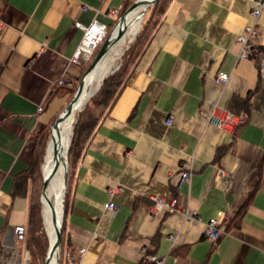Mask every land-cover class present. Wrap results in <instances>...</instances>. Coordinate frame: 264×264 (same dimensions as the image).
Instances as JSON below:
<instances>
[{"label":"crops","instance_id":"1","mask_svg":"<svg viewBox=\"0 0 264 264\" xmlns=\"http://www.w3.org/2000/svg\"><path fill=\"white\" fill-rule=\"evenodd\" d=\"M123 3L0 0V264L29 261L15 227L28 226L37 137L67 106L59 80L75 82L85 72L82 59L73 60L84 36L76 22L110 25L117 16L109 10ZM254 5L170 1L74 167L61 264H68L63 252L80 248L77 264H152L149 255L164 264H264V8L250 37L259 59L241 56L238 39L254 21ZM219 71L227 82H216ZM213 106L237 110L239 122L230 130L209 124L203 111ZM184 162L192 174L179 185ZM157 197H175L181 209L156 207ZM107 202L116 208L105 209ZM186 209L199 220H188ZM218 212L223 234L213 244L204 230Z\"/></svg>","mask_w":264,"mask_h":264},{"label":"trees","instance_id":"2","mask_svg":"<svg viewBox=\"0 0 264 264\" xmlns=\"http://www.w3.org/2000/svg\"><path fill=\"white\" fill-rule=\"evenodd\" d=\"M134 1L135 0H124L123 6L119 10V14L115 18L114 22L108 25L106 37L112 32L119 17L130 7ZM170 1L171 0H158L155 4L149 7L147 17L141 28L122 54V63L120 67L103 78L99 89L77 111L76 118L73 123L70 147L68 149V178L67 184L65 186L66 194L64 195L65 198L63 203V208L65 211L73 179L72 177L74 174V167L83 154L85 148L88 146L102 119L108 114L111 107L114 105L117 97L127 83L137 61L151 43L156 32L161 26L163 17L167 11ZM106 37L103 39V41L106 39ZM101 44L98 46L97 50ZM259 52L260 51L258 50L255 54L258 59L261 56L259 55ZM84 68L85 66L83 65V69ZM85 70L86 69H84V71ZM78 81H80V79ZM77 87L78 84H71L67 86H61L59 88L60 92L66 95V104H68L72 99ZM252 95L253 90H250L247 96L243 98L242 106L245 108V110H248ZM229 110L234 114H237V110L232 109V107ZM55 119L52 121V124L55 122ZM50 125L51 124L41 131L37 137L36 146L34 149V159L29 169L34 181V185L31 194L28 226L26 230V247L29 252L28 264H45V259L49 249V238L43 219L41 189L43 186L42 165L45 161L47 146L49 139L51 138ZM24 184V177L17 178V192L22 191ZM63 241L62 233L61 246H63ZM146 262V264H150L148 261ZM59 264H61V262H59Z\"/></svg>","mask_w":264,"mask_h":264},{"label":"built area","instance_id":"3","mask_svg":"<svg viewBox=\"0 0 264 264\" xmlns=\"http://www.w3.org/2000/svg\"><path fill=\"white\" fill-rule=\"evenodd\" d=\"M264 8V0H255V5L251 11L254 21L252 24L245 26L244 30L238 35V39L243 43V48L241 51V56L250 58L251 60L256 61L255 54L257 53V47L253 46L250 43V37L255 35L257 31V19L260 16L262 9ZM109 14L113 16H117L119 14L118 8H112L109 10ZM76 26L81 28L84 31V36L82 42L75 54V58L73 59L75 62L78 60H88L97 47L101 44L103 39L107 35L108 25L104 21L100 19H95L89 25H84L81 22H76ZM261 66L264 67V58L260 61ZM229 79V74L225 71H219L215 80L216 82H227ZM69 80L66 78H61L59 80V84H69ZM43 106H39V110H42ZM205 118L209 124L215 125L221 129L230 130L234 128V126L239 122V118L236 114L231 112L228 109L218 108L217 106H213L211 109L203 111ZM168 124H171L172 117L168 118ZM180 181L179 185L190 180L192 171L190 169V165L187 162H184L180 165ZM156 207L165 208L168 212H176L179 211L177 199L174 197L171 200L167 201L162 197L155 198ZM105 209L114 210L116 208V204L114 202H107L104 204ZM185 216L188 220L193 222H197L199 220L198 214L192 209L184 210ZM223 215V212H218L216 216L211 217L206 223V227L204 230L205 239L209 240L213 244H216L222 234H223V225L220 222V217ZM25 232L26 228L24 225H17L15 227V235L18 241L25 240ZM86 249L80 248L77 251L66 250L63 252L64 256L68 260V264H77L78 260H80ZM61 255V251L60 254ZM149 260L152 264H164L165 259L161 257H157L155 255H149ZM13 264H22L21 261L17 260ZM175 264H178L175 262Z\"/></svg>","mask_w":264,"mask_h":264},{"label":"bare ground","instance_id":"4","mask_svg":"<svg viewBox=\"0 0 264 264\" xmlns=\"http://www.w3.org/2000/svg\"><path fill=\"white\" fill-rule=\"evenodd\" d=\"M146 4L140 5L136 9L132 10L127 15V21L129 22L130 30L129 37L132 36L138 29L140 20L142 18L143 12H145ZM141 25V24H140ZM127 35V34H126ZM127 40V39H126ZM107 56L104 58V61L100 64V66L87 74L85 78V83L83 86V90L79 95L78 100L75 102V109L72 115L62 121L58 128L53 129L54 139L49 141L48 149L46 150V156L44 164L42 165L43 177L50 175L53 170L54 163L57 158L60 159V166L51 179L48 189L47 195L52 202V206L49 205L47 201L43 204L44 209V219H45V227L47 228L51 242H54L55 239V228L52 221L53 211L56 212L58 218L62 217L63 213V200L65 194V185H64V170L66 168L67 163H64L66 158V153L68 152V146L71 142L73 123L75 120L76 111H78L81 106L85 103V100L95 92V87L101 84L103 76L110 68V64L107 62ZM66 162V161H65ZM56 256L53 257V260L50 264H55Z\"/></svg>","mask_w":264,"mask_h":264},{"label":"water","instance_id":"5","mask_svg":"<svg viewBox=\"0 0 264 264\" xmlns=\"http://www.w3.org/2000/svg\"><path fill=\"white\" fill-rule=\"evenodd\" d=\"M157 1L158 0H135L130 5V7L119 17V19H118L116 25L114 26L112 32L103 41V43L101 44V46L97 50L95 56L93 57L90 65L85 70L84 74L82 75L80 82H79V85H78L72 99L67 104L64 111L59 115V117L52 124V126H51V139L50 140L54 139L53 129L58 128L59 124L62 121H64L66 118H68L70 115L73 114L74 109H75V102L78 100L79 95L81 94V91L83 90V86H84L85 78H86L87 74L96 70L100 66V64L104 61V58L107 56V54L113 49L114 45L117 42H119L120 40H122L125 37V35L127 34V30L129 27V22L127 21V15L132 10L136 9L137 7H139L140 5H143V4H146L145 10H147L151 5L155 4ZM100 85L98 86V89H99ZM93 94H91L85 100V102ZM69 147H70V144L68 146V149H69ZM47 149H48V147H47ZM55 158H57V159L54 163L52 172L50 173V175L43 177V186H42V190H41V201H42V203L44 204V202L47 201L49 203V205H51V206H52V202L47 195V189H48V186H49L51 179L53 178V176L55 175V173L57 172V170L60 166V159L56 156V152H55ZM67 178H68V175H67V165H66L65 173H64V185L65 186L67 184ZM43 217H44V209H43ZM52 221H53L54 228H55V239H54V242H51L49 232L46 228L48 238H49V249L47 252L46 259H45V264H50V262L53 260L54 256H56L55 264H59V254L61 251V240H62V233H63L62 217L58 218L56 212L53 211ZM44 223H45V219H44Z\"/></svg>","mask_w":264,"mask_h":264},{"label":"rangeland","instance_id":"6","mask_svg":"<svg viewBox=\"0 0 264 264\" xmlns=\"http://www.w3.org/2000/svg\"><path fill=\"white\" fill-rule=\"evenodd\" d=\"M148 10H149V8L147 9V10H145V12H143V14H142V18H141V20H140V23H139V26H138V29L136 30V32L134 33V34H132V36L131 37H129V32L127 31V35H125V37L122 39V40H120L119 42H117L115 45H114V47H113V50H112V52H111V54H110V57L108 58V63L110 64V68L108 69V71L105 73V75L103 76V77H105L106 75H108V74H110V73H112L114 70H116V69H118L119 67H120V65H121V63H122V54H123V52H124V50H125V48L128 46V44L132 41V39L136 36V34H137V32L139 31V29L141 28V26H142V24H143V22L145 21V19H146V17H147V13H148ZM141 24V25H140ZM131 28H129L128 30H130ZM127 39V40H126ZM96 52H97V50L93 53V55L88 59V60H83L82 59V61L84 62V66H85V68L84 69H87L88 68V66L90 65V63H91V61H92V59H93V57L95 56V54H96ZM103 80V79H102ZM79 82L80 81H76V82H69V84L67 83V84H64V85H71V84H78L79 85ZM100 85V84H99ZM98 89V87L96 86L95 87V91ZM67 102H64V104H66ZM61 107V106H60ZM76 114H77V111H76ZM76 114H75V118H76ZM71 138H72V136H71ZM51 139V138H50ZM50 139H49V141H50ZM67 160H68V152L66 153V158H65V161H64V163H67ZM44 164V163H43ZM64 173H65V170H64ZM42 175H43V172H42ZM64 176V175H63ZM42 190V189H41ZM66 194V193H65ZM64 194V195H65ZM65 198V197H64ZM43 219H44V217H43ZM44 225H45V223H44ZM46 229V228H45ZM47 232V231H46ZM20 242H23V243H27V237H26V232H25V240L24 241H20ZM27 248V247H26ZM28 252V251H27ZM29 256V252H28V254H27V257ZM28 260H29V258H28ZM29 262V261H28Z\"/></svg>","mask_w":264,"mask_h":264}]
</instances>
